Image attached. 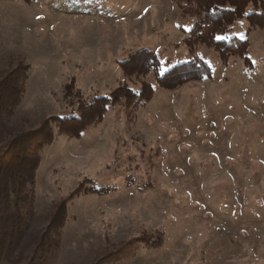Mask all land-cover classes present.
<instances>
[{
    "label": "rangeland",
    "instance_id": "1",
    "mask_svg": "<svg viewBox=\"0 0 264 264\" xmlns=\"http://www.w3.org/2000/svg\"><path fill=\"white\" fill-rule=\"evenodd\" d=\"M183 2L0 0V70L11 59L30 65L6 121L14 131L78 118L80 105L118 87L153 88L143 105L109 104L79 138L53 129L40 150L31 231L45 229L52 205L81 182L111 189L70 201L48 264H264V30L246 37V20L235 21L228 36L248 39L252 68L238 57L222 65L213 50L183 44L194 22ZM145 49L161 73L201 58L212 78L168 91L152 74L125 77L119 63ZM71 79L80 96L69 99ZM29 248L0 264H26Z\"/></svg>",
    "mask_w": 264,
    "mask_h": 264
},
{
    "label": "trees",
    "instance_id": "2",
    "mask_svg": "<svg viewBox=\"0 0 264 264\" xmlns=\"http://www.w3.org/2000/svg\"><path fill=\"white\" fill-rule=\"evenodd\" d=\"M23 1L30 3V0ZM179 10L182 16L194 18L190 28L183 30L185 37L182 42L190 52L203 45L217 53L222 65H226L231 57H238L247 70L252 68L248 39L228 36V33L234 22L241 19H245L249 26L246 37L254 29L264 30V0H184L179 3ZM219 36L226 39H216ZM119 66L129 79L152 74L158 87L168 91L191 81L212 78L209 65L201 58L174 65L161 73L157 55L146 49L132 53ZM29 70L30 65L22 58L8 60L6 68L0 70V262H19L30 247L26 264H48L49 257L59 246L70 201L83 194L104 195L111 189L95 188L87 186V181L81 182L68 196L52 205L45 229L31 231L36 220L35 176L40 150L52 142L53 129L59 134L79 138L88 125L102 120L109 104H115L124 97L127 103L135 101L137 106L143 105L153 96V88L142 83L135 93L127 86L118 87L109 97H98L93 102L80 105L78 118L49 116L37 126L26 122L25 128L14 131L6 121L22 100ZM63 92L69 99L80 96L73 79L64 85ZM3 133L8 137L1 139ZM160 244L161 238H158L152 246Z\"/></svg>",
    "mask_w": 264,
    "mask_h": 264
},
{
    "label": "snow or ice",
    "instance_id": "3",
    "mask_svg": "<svg viewBox=\"0 0 264 264\" xmlns=\"http://www.w3.org/2000/svg\"><path fill=\"white\" fill-rule=\"evenodd\" d=\"M38 19H39V17H38ZM216 39L223 40V39H226V37L219 36V37H216Z\"/></svg>",
    "mask_w": 264,
    "mask_h": 264
}]
</instances>
